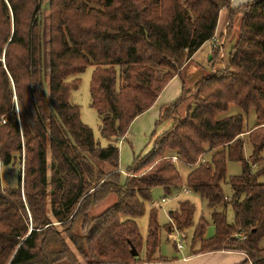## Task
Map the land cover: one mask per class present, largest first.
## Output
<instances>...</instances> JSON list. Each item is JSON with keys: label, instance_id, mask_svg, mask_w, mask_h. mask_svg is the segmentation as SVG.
Here are the masks:
<instances>
[{"label": "trees", "instance_id": "trees-1", "mask_svg": "<svg viewBox=\"0 0 264 264\" xmlns=\"http://www.w3.org/2000/svg\"><path fill=\"white\" fill-rule=\"evenodd\" d=\"M42 7L43 0H0V264L166 260L158 255V208L146 242L137 219L155 188L167 195L183 188L178 162L191 167L187 186L208 206L216 228L208 238L210 222L201 218L193 254L237 250L248 256L246 264H264V0L239 8L232 0H51L49 29ZM225 8L231 13L228 35L242 15L229 64L197 82L193 105L182 117L191 95L184 83L182 97L162 109L157 123L172 120V126L135 158L123 181L118 142L215 37ZM89 66L96 67L92 107L107 147L71 102L77 75ZM231 105L246 115L254 110V126L244 114L222 117ZM24 159L19 188L4 189L1 167H22ZM228 161L242 162L243 173L229 179ZM110 195L117 203L91 216ZM195 213L190 200L181 201L167 231L193 228Z\"/></svg>", "mask_w": 264, "mask_h": 264}, {"label": "rangeland", "instance_id": "rangeland-1", "mask_svg": "<svg viewBox=\"0 0 264 264\" xmlns=\"http://www.w3.org/2000/svg\"><path fill=\"white\" fill-rule=\"evenodd\" d=\"M50 1L51 0H43V7L41 13L42 20L44 21V24L47 29H49L50 26ZM241 22L242 18L237 17V19H235L231 36L229 38V41L225 44L223 54H221V51L215 52L213 53L212 60H210L211 58H209L208 55L204 54L203 52H200L195 55L192 61L189 60V62L186 63L185 73L187 75L188 73H195L194 71L198 69V71L204 72L203 74H206V70L209 69L208 72L210 70L211 72H215L217 70L216 67L220 65L222 66V68H225L229 64L230 55L233 49L232 46L234 44V40L238 38ZM227 23L228 22H224V24L220 26L221 30L224 29V25ZM208 46L211 47V44H209ZM216 50L218 51V49ZM95 70V66H89L85 71L77 75V77L80 79V86L78 89L72 91L71 102L81 107L82 121L93 129L95 138L101 144V146L107 147L110 144V140L103 136L101 131L102 121L100 118V114L95 108L92 107V81ZM171 83L172 81L168 84V86ZM168 86L165 88L162 94L166 92ZM174 86L175 84H173L172 88ZM187 91L191 92V96L188 98L191 99L195 97L194 94H196V90L192 84H187L185 92ZM178 97V94L174 96L169 95L168 93L160 96L156 104L150 110L145 112L143 115H141L134 121L130 129L129 138L122 139L118 142V146L120 147V164L123 168V181L126 180L128 175L127 170L131 165H133L135 158L139 155H144L147 151L152 148V138H154V131H159L163 126L157 125L158 121L160 120V110L162 105H169L171 102H174ZM187 101L181 106V109H185L190 100L188 102ZM181 109L179 115L183 117L186 112L183 110L181 111ZM236 114L245 115L248 127H253L256 123V115L254 110H252L249 115H246L245 112L237 105H231L229 111L222 117L232 116ZM167 122H172V120H169ZM167 122H164L166 126ZM252 153L253 146L247 138L245 146V157L249 159ZM15 166L16 167L13 170L11 166L1 167V179L2 186L4 189H17L20 186V170L22 169L23 175H25V159L22 164V167L20 163H17ZM178 166L184 182L183 188L177 193L174 192L172 195H167L163 188H155L152 193V201L147 203L146 213L137 219L141 234L146 242L149 232L150 215L152 209L154 207L158 208V221L162 226L161 245L158 255L161 254L170 257L185 254L186 252L192 249L194 244V229L196 228V226H198L202 217H205L210 222L207 228V237L210 238L216 233V228L211 222V211L209 210L208 206L198 194L190 191L187 186V179L189 173L191 172V167L182 163L180 164L179 162ZM243 170L244 165L242 162L228 161L227 173L229 179L231 177L241 175L243 173ZM260 181L264 182V176L260 178ZM224 191L227 196H232V188L229 183L224 185ZM164 198L167 199L166 202H163ZM183 200H190L196 207V213L194 218L195 225L193 228H190L185 233H181L180 231H174L170 233L167 231L166 226L170 223L171 212L176 210L179 207L180 202ZM117 201L118 197L116 195H110L103 203L92 209L91 216H95L98 214L101 215L114 204H116ZM228 217L230 222L234 221L235 214L232 208H230L228 211ZM181 242L183 243V249H178V244ZM262 245L264 246V239L262 241ZM144 252L145 250L142 252L141 257L143 256Z\"/></svg>", "mask_w": 264, "mask_h": 264}, {"label": "crops", "instance_id": "crops-1", "mask_svg": "<svg viewBox=\"0 0 264 264\" xmlns=\"http://www.w3.org/2000/svg\"><path fill=\"white\" fill-rule=\"evenodd\" d=\"M251 1H253V0H239V1L238 0H232V7L233 8H239L240 6H243L244 4H247ZM224 16H225V19H224ZM237 17L241 18L242 15L239 14ZM230 18H231L230 10H228L227 8L223 9L221 12V17H220V21H219V25H218L215 37L212 40L208 41L206 44H204L203 47L196 54L203 52L204 54L208 55L209 58H211L210 60H212L213 53H215V52L221 51L222 52L221 54H223V51L225 49V44L229 41V38L231 36V34L228 35V27H229ZM224 22L225 23L228 22V23L225 24L224 29L221 30L220 26L223 25ZM237 39L238 38H236L234 40V44H233L232 48L235 46ZM209 44H211V47L208 46ZM217 46H218V48H217ZM215 48L218 49V51ZM195 55H194V57H195ZM193 58L191 59V61L193 60ZM220 66H218V67L222 68V66L221 67ZM218 67H216V68L218 69ZM208 70H206L207 71L206 74H203L204 72L198 71V69H196V71H194L195 73H188V75H187L185 73V71H186V66H185V68L180 73V75L176 76L172 80V83L168 86V88L164 94L168 93L169 95H174V96L178 94L179 97L175 100V101H177L183 95L184 83L185 82H186V84L190 83L193 85V87H195L197 82L200 81L202 78L214 73V71L211 72V70H210L208 72ZM173 84H175V86L172 88ZM164 94H162V95H164ZM189 100H190V102L187 104V106L185 107L184 110L180 108L181 111L183 110L186 112L183 117L187 116L189 109H191V107L193 105L194 98H191V99L188 98V101ZM171 103H173V102H171ZM167 105L168 104L162 105L161 110H160V114H161L162 109L165 108ZM172 124H173V121L167 122V126L165 124H162L163 126L161 125L162 126L161 129L159 131L157 130L158 131L157 135L154 138H152L153 139L152 143L154 144V141L156 140V138L158 136L162 135V133L166 132L172 126ZM129 134H130V130H129L127 136L123 139H128ZM153 144H152V146H153ZM149 151H147V152H149ZM121 170L123 171L122 167H121ZM98 215H100V214H98ZM98 215H95V216H98ZM174 231H178V230L175 229V230H173V232ZM159 256L163 257L166 260L154 261V262L142 261V262H137L135 264H246L247 260L249 259L248 256L244 252L237 251V250H222V251L208 252V253H202V254H193V251L191 249L188 252H186L185 254H181L179 256L170 257V256H166V255H161V254ZM142 257L143 258L145 257V252H144Z\"/></svg>", "mask_w": 264, "mask_h": 264}, {"label": "water", "instance_id": "water-1", "mask_svg": "<svg viewBox=\"0 0 264 264\" xmlns=\"http://www.w3.org/2000/svg\"><path fill=\"white\" fill-rule=\"evenodd\" d=\"M131 252L133 256L138 257L140 255V252L138 251L137 247L131 242ZM250 264H255L254 262H250Z\"/></svg>", "mask_w": 264, "mask_h": 264}, {"label": "built area", "instance_id": "built-area-1", "mask_svg": "<svg viewBox=\"0 0 264 264\" xmlns=\"http://www.w3.org/2000/svg\"><path fill=\"white\" fill-rule=\"evenodd\" d=\"M174 160H175V161H178V158H177V157H174ZM166 201H167V199L164 198V199H163V202H166ZM240 239H241L242 241H244V240L246 239V236H242V237H240ZM178 248H179V249H183V243H182V242L178 244Z\"/></svg>", "mask_w": 264, "mask_h": 264}]
</instances>
